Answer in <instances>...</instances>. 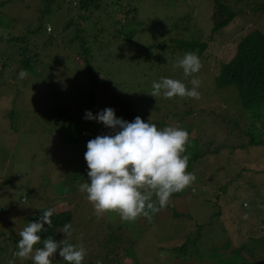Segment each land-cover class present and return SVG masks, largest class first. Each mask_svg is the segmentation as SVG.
Masks as SVG:
<instances>
[{"label": "rangeland", "instance_id": "1", "mask_svg": "<svg viewBox=\"0 0 264 264\" xmlns=\"http://www.w3.org/2000/svg\"><path fill=\"white\" fill-rule=\"evenodd\" d=\"M63 1L65 4L66 0ZM6 2L5 6L0 7V12L3 11L2 16L0 13V35H6L4 32L7 27H11L8 33H15L19 24L24 27V22H16L17 17L24 16L28 21H34L37 8L41 6L40 0H25L24 7H20L22 2L19 0ZM59 2L62 0H54V3ZM113 3L106 7V10L110 11V17L94 10L89 13V22H81L90 30L89 32H94L92 21L97 17L100 19V24L108 22L105 27L108 33L104 39L111 37L112 43L98 52L94 51L93 56L95 63L100 62L104 65H108L106 61L109 59L110 66L104 70H109L110 73L105 75L102 72L104 70H100V66L97 72L99 77L109 79L116 92L110 98L105 92L107 89H98L95 93L96 105L92 113L97 115L110 107L115 110L118 118L128 121L125 119L126 116L121 114L122 111L130 113L135 118L140 117L145 112L143 108L150 107L149 103L143 102V96L150 101L156 99L149 94L154 81L158 82L161 77L173 78L180 80L191 89L190 81L193 78L198 79L200 87L197 90L201 94L199 100L190 98L183 100L179 97L164 99L170 104L174 101V105H180L184 110L182 118L179 114L181 111L175 110L177 116L175 119L169 118L170 126L172 123L181 124L178 121L181 118L185 126L191 127L185 154L191 156L195 152H204L193 163L197 173L196 179L199 182L193 184L197 189L190 191L188 188V192L184 194L183 191L177 196L173 194L167 208L157 213L154 221L149 225H144L140 222L141 219H138L131 228L116 229V232L110 233L108 228H103L105 224L103 220L108 217L116 219L117 214L115 216L110 212L97 217L92 204L86 199V193H81L78 187L82 183L90 182L89 169L84 158L87 144L77 146L62 141L60 130L68 132L67 136L70 139L73 138V132L77 131L73 126L68 128L65 125L66 119H59L57 125L52 128L44 121L46 119L43 114H33L34 109L37 111L54 106L52 97L57 78L61 83V90L66 94L70 89L77 93L84 85L80 73L83 66L79 57L64 47V43L60 41V38L69 32L61 31L60 26L67 16L78 20L77 9L64 15L59 13L54 21H44L45 31L35 39L39 46L38 50L35 49L39 53V60L34 69L35 73L28 74L33 77V83L30 81L31 78L27 79L29 82L24 88L25 96L22 97V91L19 92L21 104L18 102L15 106L12 103L6 106L13 92L5 91L3 87L6 82L14 86L21 85V81L24 80L12 76L15 63L3 69L0 77L2 83L0 93L11 92L10 97L4 95L1 98L4 105L0 103V107L16 109L18 106L19 111L21 110L20 117L12 126L8 124L5 116L0 115V264L12 261L9 260V256L14 257V253L18 251L20 239L18 233L23 230L25 213L23 211L28 209L30 212L40 198L36 194L25 193L23 188L15 191V188L19 187V182L24 181V173L22 175L24 169L31 171L34 168L36 170L30 182L36 185L37 181H43L45 178L55 184L59 180H64L63 177L74 169H86V174L75 183V194L72 195L70 203L62 201V208L71 209V219L68 224L72 226V234L68 238L69 241H75V244L82 242L87 249L86 257L90 256L94 260L97 255L96 260L102 264L114 258H120L125 264H132L127 253V249L132 248L137 264H193L195 260L186 254L185 256L179 254L174 247L182 245L187 235L195 233L197 223L208 221H211L210 226H214L216 231L212 240L209 237L211 241L206 242L201 238L198 245L200 249L207 248L210 244H219L227 238L230 240L226 248L227 253L234 248L254 264H264V143L249 144L250 136L264 140V94L261 99L262 106L258 105L250 113L246 112L241 106L234 86H223L226 75L219 71L220 64L229 61L235 53L237 43L248 30L259 29L264 34V8H260L261 5L264 6V0H245L243 4L231 0L233 7L223 0H114ZM232 11L235 17L230 23L210 34L213 22L223 19ZM184 15H188L189 20L200 29V41L207 43L206 50L198 56L202 63L201 70L187 77L181 68L173 67L186 53L182 52L174 42L167 41L170 37L181 35L172 25L175 21L182 22ZM119 22H124L120 28L124 33L114 37L111 34L114 30H118ZM116 32L118 34V31ZM126 32L133 33L130 34L132 40L125 38ZM48 33L55 34L58 41L55 43L53 38L52 43L49 40L44 45L43 41ZM162 39L168 43V48L149 47L148 57L153 58V64L144 63L146 60L143 58V52L136 51L138 47L140 45L147 47ZM0 43L1 66L10 48L4 42ZM91 43L95 48L98 40ZM115 50L128 53V59L122 56L123 53ZM114 53L118 55L113 56ZM159 55L162 57L160 65L155 61ZM18 57L16 55L13 60ZM151 69L154 71L152 72L154 76H146L144 71L152 75L151 71H147ZM38 78H44L46 82L41 81L38 84L36 83ZM84 105L81 103L82 107ZM41 117H44L42 118L44 120H41ZM84 117L85 114L81 118ZM80 121L82 124L83 120ZM89 127L88 130L96 132V137L111 132L114 134L113 129L105 127L96 120L94 125ZM88 135L89 133L84 134V140H90L86 139ZM238 144L244 146L237 147ZM206 148L214 152H207ZM47 162H51L48 167ZM37 171L40 173L38 174ZM218 191L220 198L217 197ZM38 192L40 195H45L44 188ZM51 195L47 203L53 200ZM17 196H26V202H20ZM242 202H246V205L243 206ZM218 210L220 214H216ZM210 226L202 225L201 229L204 227V230H209ZM63 227L60 226L56 230L57 240L66 238L61 232ZM121 230L123 232H120ZM117 234H121L120 239L117 238ZM112 247L114 251L109 253ZM58 252L56 256L61 258ZM14 259L21 260L16 256ZM54 260L55 258L53 263ZM201 264H205V261Z\"/></svg>", "mask_w": 264, "mask_h": 264}, {"label": "trees", "instance_id": "2", "mask_svg": "<svg viewBox=\"0 0 264 264\" xmlns=\"http://www.w3.org/2000/svg\"><path fill=\"white\" fill-rule=\"evenodd\" d=\"M7 0H2L0 1V7H3L6 5ZM29 1V0H28ZM66 0L65 4L64 1L59 3H54V0H40L41 6L37 8V13H36V19L34 21L30 22L28 21L24 16L22 17H17L16 22L23 23L24 22V27L22 24H19V28H17V31L14 33H8L10 32L11 27H7L5 29L6 35H0V42H4L6 46H8L10 49L7 50V54L5 55V60L2 61V65L0 66V77L2 70L5 69L6 67H9L11 63H15V68L12 69V76H18L20 77V73L22 71L27 73V76L24 78V80L21 81V85L15 84L14 86H11L9 82L4 83V88L5 91H11L12 96L10 97L11 92H5V94L0 93V103L3 104V99L1 98L4 95H7L10 97V99L7 101L8 104L6 106H9V104H13L15 106V103L17 104L20 102L22 103L18 97L19 92L22 91V97L25 96L24 94V88L28 85V78H32L31 76H28V74H34L35 73V67L38 64V58H39V53L36 51L38 50V44L35 39H37L39 36L42 35L41 32L45 31V24L44 21H54L55 16L57 14H62L64 13H69L71 10L77 9V14L76 20L72 16H67L65 19L64 23L60 26L61 31H69L66 32V35L62 36L60 38V41L63 42L64 47L68 48L69 51H72L74 55L76 54V57H79V61L81 65L83 66L82 72V80L84 85H82L81 90H79L77 93L75 91H70L68 94H66L63 90H61L59 83V79L57 78V81H55L56 88L54 90V95H53V104L54 106H49V107H44L40 110L35 111V115L37 114H43L45 117L44 120L41 117V120H44L46 123H48L49 127L54 128L59 119H66L65 125L69 128L72 126L75 128V131H80V132H73V138L70 139L67 135L68 132L64 130L61 131V139L64 142H68L71 144L75 145H80V144H87L89 140H84V134L89 133V137H86V139H94L96 138L95 131H90L88 130V127L90 125H94L95 120H86L85 118H81L83 114H86V111H91L93 112V107L96 105V97L95 93L99 90H104L107 89L105 92L107 95L111 98L113 94H115V89L109 79L105 80V78H101L98 75V66H100V70H104V68L108 69L110 66L109 59L106 61L108 65L101 64L100 62L95 63L94 62V51L98 52L104 47H107L111 45L110 38H105L106 33L108 31L105 29L107 27L108 22L100 24V19L97 17L92 21L94 25V32H89L90 30L85 28L81 22H89V13L92 11H100L101 15H105L106 17H110V11L106 10V7L108 4H114V0ZM111 1V2H110ZM226 2L228 5L231 6V0H223ZM234 2H243V0H233ZM19 2H22L20 7H24L23 2L25 0H19ZM74 3V5H73ZM234 6V5H233ZM231 6V7H233ZM260 8H264L263 5L260 6ZM1 16L3 11L0 12ZM103 13V14H102ZM5 17V14H3ZM184 17V19H183ZM182 17V22L181 21H175L174 24L172 25L174 29L179 31L181 35H177L174 37H170L169 40L167 41H172L174 44H176L182 52L188 53L192 52L195 53L197 56H200L203 54V52L207 48V43L205 41H200L199 36H200V29L197 27L195 23H192L189 20L188 15H184ZM235 17L234 11L230 12L227 16H225L223 19H220L216 21L215 23L213 22L212 28L210 29L211 33L218 31L221 27L227 25L230 23V21ZM126 18V16L124 17ZM13 19V17H12ZM99 21V22H98ZM180 22V23H177ZM57 25V22H56ZM116 25V24H115ZM124 25V22H119L118 26V34L114 30L111 35H114V37L118 36L119 34H123L124 32L121 31V27ZM57 28V26H55ZM20 29V30H19ZM51 29V28H49ZM113 29V27H111ZM55 31V28H54ZM73 31V32H72ZM63 32V34H64ZM72 32V33H70ZM58 33V32H57ZM117 34V35H116ZM133 33L126 32L125 33V38L132 40V35ZM58 36V35H57ZM54 38V39H53ZM63 38V39H62ZM90 38V39H89ZM54 40L56 43L58 39H56V35L48 33L47 37L44 39V45L46 44L47 41ZM91 40V41H90ZM98 40L97 46L92 47L93 41ZM1 44V43H0ZM58 45V44H57ZM133 45V44H132ZM168 43L162 39V41H159L158 43H152L151 45L144 47L140 45L138 50L136 51H142L143 52V58L146 60L144 63L146 64H153V58L151 56L148 57L149 52L148 49L149 47H157L159 48H164L165 46L168 48ZM141 47V48H140ZM125 48V47H123ZM36 49V50H35ZM118 53H123L122 56L127 57L128 59V53L122 50H115ZM145 54V56H144ZM19 56L16 60H13L15 57ZM118 55L117 53H114L113 56ZM50 57V56H49ZM155 59L156 62H158V65L161 64L162 57L159 55ZM114 59V58H113ZM142 60V59H141ZM104 62V61H103ZM122 62V61H120ZM99 63V64H98ZM97 66V67H96ZM219 71L223 72L224 75H226V81L223 86H229L233 85L237 94L238 98L241 102L242 108L250 113L254 108H256L258 105L262 106V101L261 99L263 98L264 94V34L262 31L259 29H251L248 30L245 35L241 37L239 42L236 45V50L233 56L229 59V61L220 64L219 66ZM70 68V67H68ZM99 71V70H98ZM150 73L154 72L151 70ZM105 75H108L110 72L109 70H104ZM41 74V73H40ZM144 74L146 76H154V74H147L146 71H144ZM143 74V75H144ZM141 75V74H139ZM42 76H44L42 74ZM41 77V76H40ZM44 81V78H38L36 80V83H40ZM157 81V80H156ZM2 84V83H0ZM13 85V84H12ZM72 93V97H71ZM148 94V93H146ZM148 96V95H147ZM71 97V99H70ZM79 97V98H78ZM165 98L160 97L155 99L154 101H150L143 96L142 100L143 102L149 103L150 107L149 108H143L145 109L144 114L140 116L146 123L149 122V120L157 125L159 129H163L167 126H170V121L169 118L175 119L177 116L176 111L180 110L181 113L180 117L182 118L184 110L180 107V105H174V101L171 102H166L164 101ZM185 100V99H183ZM78 101L80 104H78ZM76 102V104H75ZM81 103L85 104L84 107L81 106ZM4 105V104H3ZM23 105V104H22ZM3 106V107H6ZM0 107V115L5 116V119H7V122L10 126H12L17 119L20 117L21 110L19 111L18 106L15 108H3ZM2 109V110H1ZM24 110V108H22ZM176 110V111H175ZM82 114V115H81ZM121 114L125 115V119H128V122H134L135 117L130 115V113H127L126 111ZM146 116V118H145ZM74 117V118H73ZM179 118L178 121L181 124H173L174 126L187 129V132L190 131L191 127L190 126H185L184 125V120ZM72 119V120H71ZM82 124H81V121ZM76 123V124H75ZM81 124V125H80ZM96 124V123H95ZM171 124V126H173ZM65 126V127H66ZM81 126V128H80ZM77 128V129H76ZM90 128V127H89ZM105 135H113V133H106ZM67 137L69 139H67ZM249 144H260L264 143L263 139H256L253 137H249ZM67 139V140H66ZM87 141V142H85ZM244 144H238L237 147H243ZM236 147V148H237ZM233 149V148H232ZM207 152L213 153L214 151H211L209 148H206ZM204 154L203 151L200 152H195L192 154L189 159L188 163V172H192L197 176V173L195 172V166H194V161L199 159L202 155ZM51 164V162H47L46 166L48 167ZM36 169L34 168L33 170H26L22 172V175L24 173L23 179L24 181L19 182V187L15 188V191L23 188L25 193L30 194H36L39 198L38 203L35 204V207L32 208L30 212L29 210L26 209L23 215V222L22 226L23 228L28 225L30 222H35L39 221V218L42 214L43 209H48V208H55V213L51 217L52 219V227L48 228V225L45 224V228H47V231H42L41 233H38L41 236V239H47L48 237L53 238L57 242L61 241L57 240L56 237V230L60 226H64L66 223H69L71 219V209H63V202L66 201L70 203L71 197L73 194H75V187H76V181L80 178H82L86 174V169H74L70 174H68L66 177H63L64 180L58 181L54 184V182L47 180L46 178L42 181H37V185L33 184L30 182L31 176L33 172ZM89 171V170H88ZM38 174L40 173L37 171ZM29 180V181H28ZM195 182H198L197 179ZM199 183V182H198ZM44 188L45 190V195H40L38 190ZM190 191H195L197 189L195 184H192L190 187H188ZM188 188L183 191L188 192ZM182 192H179L177 194H174V196L179 195ZM220 191L217 192V197L220 198ZM16 194V193H15ZM52 194L53 200H50V203H47V199L49 195ZM182 194V196H183ZM18 197V196H17ZM218 198V199H219ZM20 202H26L27 200L26 196H19L18 197ZM246 202H242V205L245 206ZM46 204V205H44ZM31 209V208H30ZM220 210L216 214H220ZM113 215L116 216V213ZM156 214L154 215V217ZM219 216V215H217ZM117 218L111 219L110 217L105 218L103 222L105 224L103 228L109 229V232H116V229H122V228H131L133 223L129 222H123L120 218L119 215L116 216ZM154 217L151 220V222L148 221L147 218H140V222L143 223L144 225H149L154 221ZM211 221L205 222V223H197V230L195 233H191L187 235L184 238V241L182 242V245L178 247H174L176 252H178L181 255H188L189 258H192L193 264H201L202 261H205V264H254L250 260H248L245 256L241 255L237 250L234 248L231 249L228 253L226 252V248L229 246V239L225 238L223 241L219 244H210L207 248L200 249L199 244L201 242V238L205 240L206 242L211 241L213 238V233L214 231V226H210ZM205 224V225H204ZM202 225L205 227L210 226L209 230H204L202 228ZM148 227V226H147ZM217 229V228H216ZM222 232L224 231V228L221 230ZM120 232H123L121 230ZM212 233V234H210ZM211 237V240L209 239ZM117 238H121V234H117ZM63 240V239H62ZM111 240V236L109 238V241ZM72 244H75V241H69ZM108 242V240H107ZM107 242H105V246H107ZM43 244H38L35 247H42ZM132 245H130L131 247ZM59 250V249H58ZM114 251V247L109 249V253ZM58 252V251H57ZM59 253V252H58ZM128 257L131 259L132 264H137V259L135 252L133 251V248L127 249ZM15 257V256H14ZM13 256H9V261L6 263L7 264H33V261L31 260H16L14 259ZM89 257V258H88ZM85 257L83 264H97L96 257L93 259L90 258V256ZM53 264H67L66 261H64L62 258H59L58 256H55V260ZM102 264V262H101ZM103 264H125L123 263L120 258H114L113 260L109 259L107 262H104Z\"/></svg>", "mask_w": 264, "mask_h": 264}, {"label": "clouds", "instance_id": "3", "mask_svg": "<svg viewBox=\"0 0 264 264\" xmlns=\"http://www.w3.org/2000/svg\"><path fill=\"white\" fill-rule=\"evenodd\" d=\"M173 67L181 68L187 77L199 73L202 63L195 53L188 52ZM26 76V72L20 73V78ZM190 83L191 89L180 80L161 77L152 83L149 94L156 99L199 100L200 81L193 78ZM84 118L114 130L113 135L89 140L84 154L90 182L78 187L81 193H86L97 217L111 212L123 222L133 223L140 218L151 222L155 214L167 208L173 194L195 182V174L187 171L190 157L185 153L190 134L185 129L174 125L159 129L155 123L150 120L146 123L139 116L134 122H128L118 118L110 107L97 115L86 111ZM55 211V208L43 209L39 221L28 223L18 233L16 257L31 260L33 264H53L59 249V256L67 264H83L87 249L82 242H69L71 224L64 225L61 232L66 238L59 242L51 237L42 240L38 234L48 230L45 224L48 228L53 226L51 217ZM41 243L42 247H35Z\"/></svg>", "mask_w": 264, "mask_h": 264}]
</instances>
